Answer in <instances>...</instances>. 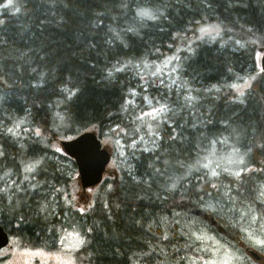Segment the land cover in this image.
Masks as SVG:
<instances>
[{
	"label": "trees",
	"instance_id": "1",
	"mask_svg": "<svg viewBox=\"0 0 264 264\" xmlns=\"http://www.w3.org/2000/svg\"><path fill=\"white\" fill-rule=\"evenodd\" d=\"M7 1L0 0V224L13 244L55 248L58 230L77 218L85 235L79 264L200 263L203 234L236 244L241 237L240 223L220 222L207 204L263 220L253 198L264 183V77L254 54L264 47V0H13L11 9ZM140 9L157 19H139ZM208 23L219 25L217 39L201 38ZM182 44L181 73L194 95L141 86L137 72ZM251 73L241 99L228 92ZM184 98V109L172 106ZM148 103L166 107L156 130L140 117ZM88 127L121 128L122 147L134 155L131 169L106 177L77 215L69 176L43 143ZM230 134L258 171L209 178L203 166L212 145L214 159L237 158L221 144ZM152 136L157 146L147 150Z\"/></svg>",
	"mask_w": 264,
	"mask_h": 264
},
{
	"label": "rangeland",
	"instance_id": "2",
	"mask_svg": "<svg viewBox=\"0 0 264 264\" xmlns=\"http://www.w3.org/2000/svg\"><path fill=\"white\" fill-rule=\"evenodd\" d=\"M3 5H5L8 9L17 7V3L15 1H7ZM1 8V7H0ZM138 16V15H137ZM141 19L140 16H138ZM136 20V19H135ZM141 23V22H140ZM220 27L217 24L208 23L200 26L201 38L207 40L217 39L220 35ZM194 38V37H193ZM191 39V41L193 40ZM251 43V41H249ZM188 45L182 44L180 47L176 49L174 52L169 53L167 55L162 56L159 60L155 61L151 67L148 69L137 72V76L141 77L142 81H139L141 86L151 87L160 86L162 88H167V92L169 93L170 89L175 90L177 93H181L186 99L193 96L192 86L188 79L184 78L181 71V65L184 61L183 55L181 53L182 50H186ZM186 53V52H185ZM188 54V53H187ZM254 54L257 57V63L255 60V67L258 69V64L261 67V58L263 53L256 52V47L254 48ZM157 77L161 80L158 81ZM255 78V75L251 73L249 77L245 80L233 84L229 91H233L235 93L234 97L240 98L241 95L244 94L250 88L252 79ZM217 84H215L216 87ZM217 88V87H216ZM134 92L132 98H129V103L134 104ZM168 97L164 99L167 100ZM182 98V96H181ZM181 99L180 101H175L172 103L173 107H177L180 109H184L186 107V100ZM236 99V98H235ZM145 109L140 112V117L145 125L149 127L150 125H154L151 130H156L157 125H159V120L162 121L163 117L161 115L160 107L155 104H147ZM164 109L165 104L163 103ZM171 107V108H173ZM156 109L157 111H153ZM171 110V109H170ZM166 112V110H164ZM167 116V112L165 113ZM159 123V124H158ZM112 130L115 132H104L103 136L100 137L102 145L107 148L108 160L111 159L108 166H106L105 161V175L106 177H110L112 173L120 167H124L126 170L131 169L130 158L132 160V156L134 155V150L130 149L129 152H126L122 147V139L123 137L119 136V131L121 128L114 127ZM172 134H177V127H172L170 129ZM32 134L40 135L39 130H33ZM158 136V135H157ZM64 135H59L56 139H51L49 142L43 143V145H47L50 149L48 154L54 156V159L61 165L64 173L69 176L70 184L72 185V191L70 192L71 204L73 206V212L77 215L82 213L87 205L90 203L92 197L96 193L97 186L88 188L86 190H82L79 179L77 176L76 165L74 161H72L69 156H67L60 149L59 139H62ZM239 138V136H235L230 134L226 137H222L221 144L224 147V150L227 155L237 157L236 163L231 162L227 163L225 160L219 161L214 159L215 156L218 155V151L212 145L209 151V159L210 163L208 167L203 166L206 170L209 178L214 180H218L223 174H228L230 176H235L237 173H241L243 171H250L253 168L250 166L248 161H242L246 158V153H240L238 155V149L234 142ZM41 140H45L41 138ZM156 139L154 136L146 138L143 142L145 149H150L151 147L157 146ZM138 148V147H135ZM203 150V149H201ZM238 155V156H237ZM208 157H206L205 161ZM203 161V163L205 162ZM74 163V164H73ZM198 164L200 167L202 166V160L199 158ZM235 164V165H234ZM234 165V168H233ZM217 175L213 176L212 172L216 171ZM255 170V169H253ZM258 171V170H255ZM17 177L15 178V182ZM9 185L13 183L12 179L8 181ZM254 206H256L259 210H264V183L258 185L256 189V194L254 195ZM205 209L209 212L216 213L213 216L215 219L226 218V219H235V223H240V233L241 237H239V243L236 244L234 242H224L221 239H216L214 233L203 234L200 240L206 241V247L203 248L204 255L200 257V263L197 257H193L190 260L189 264H264V213L261 214L263 217L259 218V214L256 216H251L250 212L244 209H234L232 211H226L221 206L215 205L213 203L207 204ZM71 218H75L71 215ZM76 220H73L76 223ZM221 222V220L219 219ZM71 222L69 226L66 228H60L58 230V238L54 243L55 248H30V247H19L13 244V238H10V245L4 247L0 250V264H79L80 260L77 256L78 249L81 247L85 240L84 229L80 223L76 225ZM80 222V220H78ZM216 224V222H213ZM225 225V224H224ZM223 243V248L221 247V242ZM82 241V242H81ZM222 249V250H221ZM250 250L257 253V257H254L250 254Z\"/></svg>",
	"mask_w": 264,
	"mask_h": 264
},
{
	"label": "water",
	"instance_id": "3",
	"mask_svg": "<svg viewBox=\"0 0 264 264\" xmlns=\"http://www.w3.org/2000/svg\"><path fill=\"white\" fill-rule=\"evenodd\" d=\"M60 143L64 151L75 160L82 188L100 183L105 170L104 163L105 161L108 162V152L106 148H101L95 132L85 131L75 138L62 140ZM8 242V232L0 224V248L5 247ZM250 254L257 257V253L252 250H250Z\"/></svg>",
	"mask_w": 264,
	"mask_h": 264
},
{
	"label": "snow or ice",
	"instance_id": "4",
	"mask_svg": "<svg viewBox=\"0 0 264 264\" xmlns=\"http://www.w3.org/2000/svg\"><path fill=\"white\" fill-rule=\"evenodd\" d=\"M137 15L140 16L141 18H147V19H152L155 20L157 19V16L155 14H153L150 10L148 9H140L137 12ZM161 111L164 110V106H161ZM154 112L157 111L156 109L153 110ZM8 131L11 133L13 132V129H8ZM38 163V162H37ZM205 167H207V165H205ZM29 170H32V166H29ZM218 173H216L215 171L212 172V175L215 176ZM237 175H239V173H237ZM213 187H215V185H213ZM82 242V241H81Z\"/></svg>",
	"mask_w": 264,
	"mask_h": 264
},
{
	"label": "bare ground",
	"instance_id": "5",
	"mask_svg": "<svg viewBox=\"0 0 264 264\" xmlns=\"http://www.w3.org/2000/svg\"><path fill=\"white\" fill-rule=\"evenodd\" d=\"M176 109V108H175ZM18 140V139H17ZM15 141V140H14ZM17 144V143H16ZM203 159V158H202Z\"/></svg>",
	"mask_w": 264,
	"mask_h": 264
},
{
	"label": "flooded vegetation",
	"instance_id": "6",
	"mask_svg": "<svg viewBox=\"0 0 264 264\" xmlns=\"http://www.w3.org/2000/svg\"><path fill=\"white\" fill-rule=\"evenodd\" d=\"M239 240H240V239H238V243H239Z\"/></svg>",
	"mask_w": 264,
	"mask_h": 264
}]
</instances>
